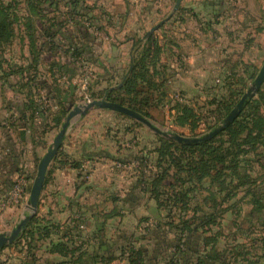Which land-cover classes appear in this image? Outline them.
<instances>
[{"label": "crops", "instance_id": "0c3cea01", "mask_svg": "<svg viewBox=\"0 0 264 264\" xmlns=\"http://www.w3.org/2000/svg\"><path fill=\"white\" fill-rule=\"evenodd\" d=\"M93 3V18L98 28H95V32L91 31L88 41L82 44L91 53L89 56L93 57L96 50L99 53L100 61L92 58L84 61L90 69L100 70L93 83L92 94L119 86V81L129 68L134 42H144V35L152 33L150 29L159 21H165L163 26L153 31L161 49L157 69L164 82L161 88L164 102L149 110L148 119L151 121L157 115L164 118L169 116L174 121L176 103L196 110L193 100L203 99L213 108L211 101L219 99L228 90L225 87L220 95L211 94L210 88L218 77L223 83L225 79L230 83L241 79L246 81L264 60V0H182L176 12L172 11L175 0H94ZM23 42L28 51L27 40ZM47 49L42 51L41 56L51 54L52 60H40L36 66L35 82L47 83L49 91L46 92L44 88V92L52 108L55 106L57 110L58 94H64L70 86L75 87L76 68L70 63L75 61L66 55L70 62L61 63L55 57L58 53ZM112 55H115V61ZM23 64L25 72L11 75L17 80L10 86L12 95L23 102L20 119H14L18 121L17 124L8 129L0 128V226L11 229L26 214L27 193L33 181L35 165L52 143L56 129L50 118L44 127L38 119L33 121V116L30 117L33 113L30 105L39 107V103L36 96L23 89L28 80V59ZM59 64L63 65L62 68L58 67ZM148 78L153 82L151 73ZM42 86L39 84L37 90H42ZM71 94L75 102L76 87ZM154 97H158L156 92ZM94 110L100 109H90L68 127L62 145L46 171L36 213L43 222L60 225L59 229L53 230L45 238H17L0 248V260H5L4 264H106L98 260L97 255L102 257L111 252L115 253L116 258L108 264H129L127 253L117 258L120 254L117 247L124 244L126 249L138 244L122 242L118 237L109 239L106 235L108 227L113 222L124 223L127 213L131 217L128 223L132 224H137L140 219H151L155 224L165 222L164 210L158 208L156 201L138 186L141 173L146 178L148 170L152 168L149 166L147 170V164V167L141 166L142 154L134 149L118 152L114 147L116 151H113V141L109 140L112 143L109 146L108 142L105 143L108 135L99 134L97 129L93 130L95 132L88 130ZM74 161L78 163L77 167L71 165ZM20 180L24 181V196L15 200L12 199V191H15L14 186ZM113 209L121 215L106 218L105 211ZM250 211L251 205L244 208L243 213L249 216L246 228L251 222L256 227L249 230L248 235L231 234L237 230L231 211L224 214L220 227L212 229V232L222 230V241L230 240L223 247L221 242L216 246L217 252L228 248L230 253L224 260L229 264H264V227L250 216ZM78 216L82 219H76ZM79 221L84 225L78 226L81 227V234L75 237L73 243L64 235H68L72 225H78ZM156 228L153 231L155 235L150 238L146 236L149 239H145L143 245L146 262L167 264L168 260L163 256L167 252V241H162V230L165 228ZM227 232L229 238H225ZM200 237L196 234L189 238V242L195 241L194 249L198 246L199 250L184 254L178 264H212L205 255L209 247L204 250ZM240 237L245 240L244 245H239L242 248L238 249L243 253L235 257L238 242H242ZM60 241L79 250L73 256L50 251L52 245ZM231 242L234 246H230ZM214 264H219V261Z\"/></svg>", "mask_w": 264, "mask_h": 264}, {"label": "trees", "instance_id": "16d2710c", "mask_svg": "<svg viewBox=\"0 0 264 264\" xmlns=\"http://www.w3.org/2000/svg\"><path fill=\"white\" fill-rule=\"evenodd\" d=\"M60 1L64 0H22L24 12L22 16H17L12 3L0 0V52L5 47H10L16 38L21 42L27 40V69L32 71V74L35 73L32 75L35 80L36 66L40 63L42 51L46 49V45L41 43L42 39L46 40V44H50L47 50L56 52L59 47L54 45V39L60 34L61 28L76 16L89 21L90 27L98 28L94 18L90 16L89 7L83 5V0H65L67 12L59 13L60 16L66 15L63 20L59 19V15L49 16L52 11L58 12ZM49 8L52 10L48 11ZM19 22L21 25L16 27ZM164 22L159 27L163 26ZM17 29L19 31H16ZM143 38L144 42L136 40L133 44L131 62L123 79L119 81L121 84L106 89L102 95L108 101L128 107L149 118V110L162 102L161 96H164V93L161 88L164 82L157 69L161 49L154 33H146ZM61 51L74 61L92 58L86 47L77 43H69ZM62 66L58 65L59 68ZM0 69L3 77L7 79L13 74H23L26 68L9 65L6 69L0 62ZM257 70L254 69L249 78H254ZM150 73L153 82L148 78ZM28 75L26 77H30ZM224 84L228 88L226 94L211 101V104H214L211 114L217 121L223 120L248 88L242 79L235 83L225 81ZM24 85L26 86V83ZM74 88L70 86L64 94H58V109L50 117L55 128L63 124L74 104V99L71 98ZM154 92L157 93V98L154 97ZM31 107L33 113L30 117L33 116V121L40 118L45 127L48 124L47 115H44L40 106L32 104ZM176 109V125L188 124L191 129L198 127L200 117L194 108L177 105ZM162 141L164 145L158 150V169H149L146 178L142 172L138 186L165 212V222L158 223L157 227L163 226L172 230L177 238L173 244L174 251L167 250L163 254L168 260L167 264H178L184 254H193L199 250L198 246L194 249V240L189 242V238L196 234L201 235L200 243L204 250L209 247L205 255L212 264L217 260L219 264H229L224 258L230 252L227 249L216 251L217 241L223 236L222 230L212 232L213 227H220L224 214L228 211L234 214L233 223L237 226V231L241 232L244 222L242 209L247 203L251 205L250 216L258 220L259 226L264 227V81L257 94L244 103L237 118L215 137L192 145L166 138H162ZM140 164L147 166L143 155L140 157ZM37 213L28 221L18 238H45L53 230L59 229L60 225L50 221L43 222ZM249 224L248 231L256 227L251 225L252 222ZM78 225H72V230L69 229L68 235H64L73 243L81 234ZM123 246L124 244H119L117 249L120 250V255L127 253L129 264H147L143 246H131L126 249ZM76 250L79 249L70 248L67 243L61 241L53 244L50 249L71 256ZM241 251L235 252L234 256H240L243 253ZM115 256V253L111 252L102 257L97 255V259L108 264L116 258Z\"/></svg>", "mask_w": 264, "mask_h": 264}, {"label": "rangeland", "instance_id": "374dc122", "mask_svg": "<svg viewBox=\"0 0 264 264\" xmlns=\"http://www.w3.org/2000/svg\"><path fill=\"white\" fill-rule=\"evenodd\" d=\"M2 1H4V3H10V4L12 3L13 4V6H12L13 11L16 13V15L22 16V14L24 12L22 0H2ZM64 1H60L59 5H58V7H59L58 12L56 11L57 12L56 13L55 11H52L49 13V16H51V17L54 15L58 16L59 13L61 14V12H62V14H66L67 9L64 6ZM93 1L94 0H83V5L86 7H89V9H90V16L91 17H93V9H95V3H93ZM51 10H52L51 8L48 9V11H51ZM58 17H60L59 18L60 20H63V17L66 18V15H64V16L59 15ZM21 23H23V21H21ZM21 23L20 22L17 23L16 27H18L19 24L21 25ZM87 28H88V30H87ZM16 31H19V30L17 29ZM39 31H40V29H39ZM60 31H61L60 34H58L57 37L53 41L54 45L59 47L58 49H56V52H58V54H56L55 57L61 63H66V61H69V59L66 57V54L63 53L61 50H63V48L66 47L67 44H69V43H77V44L82 45L85 41H88L89 33L91 31L95 32L96 30L93 26L90 27L89 21H86L81 16H76L74 18V20H69L67 22L66 26L64 28H61ZM38 35H40V34L38 33ZM41 43H44L46 45V48H48L50 46V44H48V43L46 44L45 39H42ZM98 54L99 53L96 50V52L93 53L92 60H96V62L100 61ZM27 55H28V51H27V48L25 46V43L19 41L18 38H16L14 43L10 47L9 46L5 47V49H3L2 52H0V62L2 63V67L3 68L5 67L6 69H8L9 65H12L14 67H20V66L24 65L23 62L27 59ZM50 55L51 54L47 53L45 56L44 55L41 56V60H44V62L45 61L46 62L51 61L52 57ZM111 57H113V60L114 59L116 60L115 55H112ZM84 61H85L84 58H80L78 61H75L74 63H72V61L71 62L69 61L71 64H73L72 67L76 68L75 75L77 74V79H76L77 81L73 83V85H75V87H76V98H75L76 101L74 102V104L72 105L70 110L76 105L87 103L85 101L87 98H89L90 101L94 100L91 98H95L94 95L97 94V93L92 94V88L95 86L93 83H94V81L97 77V74L99 73L100 70L99 71L95 70L92 67H91V69H92L91 70L90 67H87L88 63H85ZM261 65L262 64L260 63V67H261ZM260 67L256 68V69H258L256 72V75H257ZM28 74L27 75L30 77H28V80L25 81V83H27V85L23 89L31 92L32 96L37 97V101L39 103L41 111L44 113V115H47L46 117H48V119H49L52 115V112H55L57 110H56L55 106L52 108V104L49 102L48 97L46 95V92L49 91L48 85H47V83H45V85L42 86V83L39 82V84L43 88H42V90L40 89V91L37 90L39 84H37V81L36 82L34 81L35 78H33V76H32L34 74H32V72L29 70H28ZM255 76H254V78H255ZM254 78H251V79L246 78L245 82H246L248 87L251 85ZM155 79H157V78L155 77ZM218 79L215 82L214 86H211V88H210L212 95H214V94L220 95L225 90V87H226V85L224 84L225 80L223 83V82H221V77L220 78L218 77ZM15 80H17V77H15V76H10L7 79H5L3 77L2 71L0 69V121H2V123H0V128H2V129H8V127L17 124L16 122H18V121H15V120L20 119V116H21V110L20 109L22 107L23 102L20 101L16 96L12 95V92L10 91V86L12 84H14ZM44 88H46V90H47L46 92H44ZM100 92L101 93L97 94L98 96L103 94V91H100ZM228 93H229V91H228ZM256 94L257 93H255L254 95H256ZM98 96L95 99L103 98V97H98ZM161 98H162L161 103H163L164 102L163 96H161ZM161 103H159L158 105H160ZM207 103H208L207 100H203V99L193 100L194 107L196 108V113L199 115L198 117H200L198 127L194 128V129H191V127H189L188 124L183 125V126L176 125L174 123L173 119L169 118V116H167V118H164L160 115H157V116H155L156 119H153L152 122L155 126L159 127L162 130H165L167 132L178 133V134H181V135L187 136V137L201 136V135L207 133L208 131L212 130L214 127H216L217 125H219L221 123V121H217V119H215L214 115L211 114V111L214 109V106L212 108V106H210ZM158 105H156V106H158ZM177 105H181V104H178V103L174 104V106H177ZM69 107H70V105H69ZM154 107L155 106H153L152 108H154ZM93 113H94V114H92L93 117L90 119V121L92 122L91 123L92 125L90 124L91 127L88 130L95 132L93 130L97 129L98 131H100L99 134H105L106 136L108 135L109 137H106L108 141L105 140V143L108 142L107 146H109L110 144H112L111 141H113V144H112V148H113L112 150L113 151H116V150H114V147H117L118 152H120L121 150L134 149L136 151V153L142 154L145 157V160H146L147 165H148V167L146 166L147 170L149 169V166L152 169L153 168L158 169L157 168L158 167L157 166V160H158V155H159L158 150L160 147H163V145H164L162 138H166V137H163V136L155 133L154 131H152L148 127H146L144 124H142L141 122H139L133 118H130L126 115H123V114H120V113H117V112H114L111 110L100 109V110H94ZM38 121L41 123L40 118H38ZM60 127H61V125L55 129V135L58 132V130L60 129ZM166 139H168V138H166ZM109 140H111V141H109ZM1 142H0V147H1ZM2 145L4 146V142L2 143ZM40 159L37 161V164L35 165V169H34L33 177H32L33 179L35 177L37 165H38ZM71 165L73 167H75V166L77 167L78 163L74 161L71 163ZM145 172H147V171H145ZM83 178H85V177H83ZM20 181L21 182H16V186H14L15 191H12L13 192L12 193V199L19 200L20 198H22V196H24V194L22 195V184H24V181H22V180H20ZM29 194H30V190L27 193L28 201H29ZM0 196H1V194H0ZM246 206H248L247 203L244 205V207L242 209V214H243L244 208ZM105 212H106L105 213L106 218L107 217L112 218V217H116V216L121 215V213H118L114 209L113 210H107ZM26 213H27V211H26ZM128 214L129 213L126 214V218L124 220V223L116 224V222H113L108 227V232L106 233V235L108 236L109 239H113L114 237H118V238H120V241H122V242L123 241L130 242V243H133V245L142 244V246H143L145 241H146L145 239H149L151 236L155 235L153 233V231L155 229H157L156 228L157 224H155V222H153L151 219L150 220H141L140 219V221L137 224H132L131 222L128 223V221H130V219H131V217ZM246 218H247V222H248L249 216L245 212L244 213V222L242 223V226L243 225L244 226L242 227L241 232H237V230H233V233H231V234L235 233V234L240 235V236H244L245 234L248 235V230L246 228V225H247ZM76 219H82V217L78 216ZM142 219H143V217H142ZM224 219L228 220V218H224ZM161 223H163V222H161ZM222 224L224 225V220H223ZM83 225H84V223L82 221H79L78 226L82 227ZM150 225H153V227H150ZM81 227H79V229H81ZM2 229L4 230L3 232H7V233H9L12 230L8 226H6V227L0 226V230H2ZM162 231L164 232V234H163L164 237L162 238V241L166 240L167 241V244H166L167 250L173 252L174 251L173 244L176 243V241H177L176 240L177 238H176L174 232L172 230L166 229V228ZM159 232H161V231H159ZM0 233H2V232L0 231ZM146 236L149 238H146ZM223 236H224V233H223ZM229 236H230V234H228V232H227L225 238L226 237L229 238ZM221 237L217 241V244H216L217 246H218L219 242H221L222 247L225 246L226 244H229L228 243L230 241L229 239H225V241H222L223 239ZM232 238H234V237L231 235V241L233 242ZM240 241H242V242H238L239 244H238L237 251H238V249L242 248L239 245H244L243 243L245 240H244V238L242 239L240 237ZM232 242L230 243V246H234V244ZM138 245H137V247H138ZM163 245L165 246L164 242H163ZM133 247H135V246H133ZM149 249L150 248H148V250ZM118 250L119 249H117V251ZM163 251H165V250H163ZM120 256H123V255L118 254L117 258H120ZM4 263H5V260H0V264H4Z\"/></svg>", "mask_w": 264, "mask_h": 264}, {"label": "water", "instance_id": "95a60500", "mask_svg": "<svg viewBox=\"0 0 264 264\" xmlns=\"http://www.w3.org/2000/svg\"><path fill=\"white\" fill-rule=\"evenodd\" d=\"M181 1L182 0H175L174 6L172 9L173 12H176L178 10ZM163 22L164 21H160L157 25L153 26L150 29V32H153L154 30H156ZM263 81H264V61L257 75L253 79V82L251 83V85L243 93V95L240 97L236 105L223 118L221 123L217 125L216 127H214L212 130L208 131L207 133L201 136H196V137H187V136H183L178 133H172V132H167L165 130H162L159 127L155 126L151 120L142 116L140 113L128 107L122 106L118 103L108 101L105 99V97L100 98V99H94L85 104H79V105L74 106L68 112L63 124L61 125L60 129L56 133L51 145L48 147L45 154L42 156V158L40 159L37 165L36 174H35V177L30 187L29 201L26 205L27 213L20 219L19 223L9 233L7 232L0 233V248L4 247L5 245L13 243L18 238L22 230L25 229L28 221L37 212L39 197H40V193H41V190L44 184L45 175H46V171H47L49 163L56 156L59 148L61 147L68 127L73 123L75 119H77L80 116L85 115L90 109H93V108L107 109V110H111V111L126 115L130 118H133L141 122L146 127H148L150 130L154 131L155 133L163 137H166L178 143L192 145V144H198V143H201L203 141H207L213 138L218 133L223 131L231 122H233L239 115L240 111L242 110L244 103L249 98H251L255 93L258 92Z\"/></svg>", "mask_w": 264, "mask_h": 264}, {"label": "built area", "instance_id": "2783aa9c", "mask_svg": "<svg viewBox=\"0 0 264 264\" xmlns=\"http://www.w3.org/2000/svg\"><path fill=\"white\" fill-rule=\"evenodd\" d=\"M85 84H86V83H85ZM85 101H86V102H89V101H90V99H89V98H87Z\"/></svg>", "mask_w": 264, "mask_h": 264}]
</instances>
